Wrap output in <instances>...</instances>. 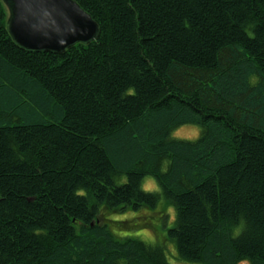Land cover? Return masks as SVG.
Segmentation results:
<instances>
[{"label":"trees","instance_id":"trees-1","mask_svg":"<svg viewBox=\"0 0 264 264\" xmlns=\"http://www.w3.org/2000/svg\"><path fill=\"white\" fill-rule=\"evenodd\" d=\"M73 1L97 37L55 54L0 0V264H170L101 219L161 202L181 264H264V0Z\"/></svg>","mask_w":264,"mask_h":264},{"label":"water","instance_id":"water-1","mask_svg":"<svg viewBox=\"0 0 264 264\" xmlns=\"http://www.w3.org/2000/svg\"><path fill=\"white\" fill-rule=\"evenodd\" d=\"M8 9V32L23 50L60 54L87 45L98 27L73 0H1Z\"/></svg>","mask_w":264,"mask_h":264},{"label":"rangeland","instance_id":"rangeland-1","mask_svg":"<svg viewBox=\"0 0 264 264\" xmlns=\"http://www.w3.org/2000/svg\"><path fill=\"white\" fill-rule=\"evenodd\" d=\"M6 11L8 13L7 8ZM198 135L199 129L192 126L182 127L172 133L174 139L182 140H195ZM142 189L149 192L158 191L156 182L151 178L143 181ZM173 217V210L164 207L163 202L158 205L155 211L141 210L138 213L128 212L125 215L117 214L115 216L107 211L101 212V219L107 222L117 235L121 236L125 232L124 235L126 236L137 238L148 244L162 246L166 249L168 259L171 261H169L170 264H181L180 261H177V255L173 245L171 243L169 244L165 239V231L172 227ZM108 219H114L112 222L125 231L122 232L118 228H115V225L106 221Z\"/></svg>","mask_w":264,"mask_h":264}]
</instances>
